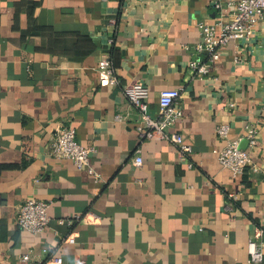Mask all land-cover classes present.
<instances>
[{
	"label": "crops",
	"instance_id": "1",
	"mask_svg": "<svg viewBox=\"0 0 264 264\" xmlns=\"http://www.w3.org/2000/svg\"><path fill=\"white\" fill-rule=\"evenodd\" d=\"M229 1L0 0V264H24L29 251L41 264H251L248 244L264 232V19L206 76L190 63L208 57L186 50L201 42L200 22L232 18L215 8ZM104 58L115 86H100ZM135 82L152 117L162 90L180 91L184 115L170 130L190 155L140 135L126 93ZM68 127L95 149L98 182L50 155ZM248 127L259 146L235 178L216 152L233 140L246 149ZM29 199L51 204L44 234L16 223Z\"/></svg>",
	"mask_w": 264,
	"mask_h": 264
},
{
	"label": "built area",
	"instance_id": "2",
	"mask_svg": "<svg viewBox=\"0 0 264 264\" xmlns=\"http://www.w3.org/2000/svg\"><path fill=\"white\" fill-rule=\"evenodd\" d=\"M226 6L234 8L232 18L227 22L216 24L200 22L198 29L201 42L193 48L186 47V50L193 51L196 56L204 55L208 57L207 62L193 59L190 63L192 72L201 77L209 74L212 64L221 58L222 50L230 42L237 43L248 39L251 31L264 19V0H230L225 5L221 2L215 3V8L220 11ZM98 74L100 86L107 87L118 84L109 58H104L99 62ZM126 93L130 103L141 113L138 131L144 139L158 137L177 146L183 156L192 153V147L185 142L184 137L180 133L170 130L184 115L178 106L181 97L179 90L165 89L160 92L159 114L156 117H152L148 113V90L142 83L135 82L131 84ZM217 135L221 139H228L229 127L219 124ZM246 139L248 141L246 149L241 148L240 140H233L228 141L224 148L216 152L220 165L229 170L235 178L243 175L245 170L252 164V153L259 146L258 131L255 127L247 128ZM49 152L56 159L71 160L78 170L86 172L96 182L100 180V175L92 163V155L95 149L83 146L76 141L74 127L58 129ZM134 164L138 167L143 164L140 155L134 158ZM50 207V203L37 199L25 201L18 208L17 225L22 230L30 233L44 234L51 222ZM261 236V241H250L248 244L247 249L251 264H264V232ZM66 242L74 243V237L69 236ZM21 261L24 264H41L32 258V251L25 253ZM55 261L57 264L62 263L61 259Z\"/></svg>",
	"mask_w": 264,
	"mask_h": 264
},
{
	"label": "water",
	"instance_id": "3",
	"mask_svg": "<svg viewBox=\"0 0 264 264\" xmlns=\"http://www.w3.org/2000/svg\"><path fill=\"white\" fill-rule=\"evenodd\" d=\"M241 148H243V147L241 146Z\"/></svg>",
	"mask_w": 264,
	"mask_h": 264
}]
</instances>
